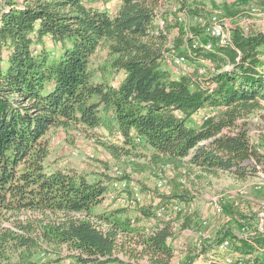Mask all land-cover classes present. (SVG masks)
I'll use <instances>...</instances> for the list:
<instances>
[{
	"label": "trees",
	"instance_id": "1",
	"mask_svg": "<svg viewBox=\"0 0 264 264\" xmlns=\"http://www.w3.org/2000/svg\"><path fill=\"white\" fill-rule=\"evenodd\" d=\"M109 2L2 1L0 252L4 245L25 249L19 264H49L32 261L39 251L59 254L56 262L68 253L76 264H171L173 258L169 241L176 234L170 224L150 234L139 226L153 216L151 206L135 210L134 218L124 209L94 212L108 178L90 180L74 169L46 165L52 128L92 137L106 117L109 132L123 138L119 144H103L113 159L121 161L142 147L149 151L147 162L135 164L139 173L188 166L245 182L254 175L249 161L261 157L249 143L245 122L238 121L264 107V35L247 36L235 27L232 46L213 41L207 51L194 45L202 35L203 42L209 40L196 22L187 29L177 18L168 19L176 0H120L114 11L106 9ZM179 6L185 16L207 17L202 4L190 6L185 0ZM172 31L177 36L171 40ZM46 40L56 47L57 57H50ZM102 45L111 70L124 75L117 86L106 72L97 80L90 72V59ZM173 51L189 62H210L214 74L202 81L172 77L164 62ZM200 111L215 115L191 126ZM12 219L17 231L2 227ZM191 223L184 220L181 228ZM228 237L229 232L215 243ZM261 249L264 235L234 247L243 256L255 253L253 260L264 264ZM212 251L204 247L197 255L201 264L211 263Z\"/></svg>",
	"mask_w": 264,
	"mask_h": 264
},
{
	"label": "rangeland",
	"instance_id": "2",
	"mask_svg": "<svg viewBox=\"0 0 264 264\" xmlns=\"http://www.w3.org/2000/svg\"><path fill=\"white\" fill-rule=\"evenodd\" d=\"M187 3L190 6L202 4L205 10L204 14H207L206 16H209V14L212 13L218 14L221 19L225 20L228 29L240 27L242 20L246 19L249 22V31L247 36L256 34L264 35V0H187ZM107 6H109L107 10L112 11V9L116 6V0H110ZM251 7H256L258 12L254 15H250ZM184 23L187 29L190 28V26L194 25L193 18L185 16ZM175 36H177V32L172 31L170 39L172 40ZM203 39H205V36L202 35L199 38V41L203 43ZM45 46L51 58L57 57L58 54L56 47L53 46L51 41H46ZM180 51H182V49L176 50L177 53ZM200 61L201 60L197 61V63L190 62L192 65L190 75L196 80V68ZM90 72L95 80L101 79L104 72H106L107 79L110 82L113 76L115 77V75H117L111 70L108 52L104 45H102L100 49L91 57ZM205 115L209 118L214 116L215 112L200 111L196 116H194L189 124L195 127L202 125L204 122L203 116ZM243 120H239L238 124L245 122L248 132H260L264 130V107ZM110 126H112L111 123H109L106 117H104L103 125L97 129V133L92 135L94 140L93 142L90 141L91 137L81 131L74 129L64 130L63 128H52L49 131L48 136L50 140H59L60 144L56 146L50 144V154L45 162L46 165L61 169H74L80 173H84L86 176H95V178L105 176V178H108L109 180L111 179L112 171L115 168L123 170L127 166H131L132 172L128 173L126 178L129 181H133L134 184L138 186L139 191L143 196L149 197L146 205L150 206L152 198L159 200L163 204H168L171 201L178 202L182 204V206L188 207L191 212L190 215H181L177 218L183 221L191 220L194 222V226L199 225L204 219L207 220V222H212L213 226L211 230L214 235L217 233L216 240L229 232L228 238H231L234 243V247L240 246L242 240H240L239 237L242 235L243 228L241 223L234 221L235 219H231L232 217L238 216V211H236L232 205L226 204L224 205L225 212L223 215H210L209 199L218 197L224 192L233 191L245 183L249 185L260 183L257 178L250 177L245 182H239L223 173H218L216 176H210L203 174L198 169H192L188 166L180 171L172 167V169L167 173L169 178V188L160 192L155 191L153 186L159 170L154 168L153 170H146L139 173L135 169V164H144V162H147L149 151L142 147L135 154L133 153L132 156L124 157L121 161H116L103 147V144H118L117 142L113 143L116 136L109 132ZM258 138L264 152V134H260ZM105 139H109L110 141ZM89 155H93V158H90ZM181 171H185L184 183H181ZM249 194L252 199L264 197V185L258 193L253 194L252 191H249ZM250 200L251 199L248 198L244 202V211H246ZM118 207L119 206H117V208H112L107 205H101L95 207L93 211L100 212L103 210V212H112L123 209ZM133 212L135 213V211ZM131 217L134 218L133 213H131ZM226 217L229 218V222H226ZM19 220L25 223L26 215H21ZM15 223L14 219H12L9 222H4L2 227L17 231V228L14 225ZM175 246H177V244H175ZM50 249L51 248L48 250ZM186 250H188V253L191 254L189 258L191 262L197 259L195 248L192 245L188 243L186 245ZM24 252L25 249L16 250L14 246L8 248L4 245L0 252V264H19L21 260L20 256H22ZM43 252L44 251H39L35 254L32 261L45 262L41 258V254ZM118 256L123 259L124 262L128 260L121 254H118ZM53 257L58 258L60 255L55 254ZM54 260L56 259L48 258L46 262L51 264L52 262H56ZM132 263L135 264L133 261ZM138 264H143V261H139Z\"/></svg>",
	"mask_w": 264,
	"mask_h": 264
},
{
	"label": "built area",
	"instance_id": "3",
	"mask_svg": "<svg viewBox=\"0 0 264 264\" xmlns=\"http://www.w3.org/2000/svg\"><path fill=\"white\" fill-rule=\"evenodd\" d=\"M177 5H172L171 7V18H177L180 23H184L185 21V12L180 11V4L185 0H176ZM258 12L256 7L250 8V15H254ZM173 16V17H172ZM193 21L196 22L200 27H202L204 34L209 38L207 42L199 43V41H195V46H201L207 51H211L213 48V41L217 46H232V32L235 29L227 28V24L225 20L221 19L220 16L216 13L209 14V16L204 17L202 15H198L193 17ZM249 22L246 19H243L240 23V28L242 32L247 35L249 31ZM158 26L161 30L165 28V20L163 18L158 19ZM164 67L166 70L174 78H179L180 76H191V67L189 60L184 55H178L174 51L167 55ZM214 69L210 62L201 60L198 63L196 68L197 79L199 81L207 80L212 77L214 74ZM122 75V76H121ZM123 74H117L115 77L113 76L111 83L114 86H117L121 80L123 79ZM207 116H203V120L205 121ZM97 133V129L91 131V136ZM260 134H264V130L262 131H254L248 132L249 143L254 150L261 155L258 159H251L249 161V165L254 170V175L252 177L257 178L260 183H256L254 185H249L247 183L242 184L240 187L236 188L233 191H227L222 193L220 196L209 199L210 212L212 215H223L225 212L226 204L232 205L236 211H238V216L236 221L241 223L242 226V235L240 240H244L246 242H253L254 238L259 235H264V197L259 199L250 198L249 191H252L253 194L258 193L263 188L264 183V152L261 148V143L259 141L258 136ZM93 137V136H92ZM91 137V142H93V138ZM123 140L122 136H117V143H121ZM49 144L56 146L60 144L59 140H50ZM50 145V148H51ZM90 158H93V155H89ZM172 169V166L165 165L163 166L157 173V178L154 182L153 189L155 191H162L169 188V178L167 173ZM132 172L131 166H127L123 170L119 168H115L112 171L111 179L108 183L107 189L103 194L102 203H106L109 207L112 208H123L128 211H135L138 208L144 205V196L139 191L137 185L134 184L133 181H129L126 176L128 173ZM182 180L181 183L185 182V171H181ZM251 199L246 211L243 210V204L247 199ZM153 212V216L151 218H145L141 226L146 234H150L155 231L158 226H161L164 223H168L173 227L175 234L178 230L182 229L181 225L183 224V220L177 218L181 215H190V209L188 207L182 206V204L178 202L171 201L168 204H163L160 201L152 202L150 204ZM227 218L226 222H229V218ZM207 220H202L201 228L196 230L194 233L193 239V247L195 248V254L199 255L207 241L211 240V236L206 233L205 227L207 226ZM171 241V240H170ZM169 241V242H170ZM240 242V241H239ZM178 246V245H177ZM234 243L231 238H225L219 243H216V251L222 256L217 257L211 261L212 264H263L257 263L253 260L255 255H247L243 256L239 253H233ZM173 257L177 254L182 253V246L173 248ZM260 252L264 253V249H261ZM257 254V253H256ZM50 257L49 254H41V258L43 261H46ZM62 260L66 264H71L73 261L68 253H64L62 255ZM173 259V258H172ZM210 263V264H211ZM51 264H57V262H52Z\"/></svg>",
	"mask_w": 264,
	"mask_h": 264
},
{
	"label": "crops",
	"instance_id": "4",
	"mask_svg": "<svg viewBox=\"0 0 264 264\" xmlns=\"http://www.w3.org/2000/svg\"><path fill=\"white\" fill-rule=\"evenodd\" d=\"M2 1L3 0H0V7L2 6ZM120 3V0H116V6H115V8L114 9H112V11H114V10H116V7H117V5ZM109 8V6H106V9H108ZM46 41H49V40H46ZM122 76V75H121ZM203 112H205V111H203ZM199 113V112H198ZM197 113V114H198ZM196 114V115H197ZM195 115V116H196ZM194 118V116L190 119V121H192V119ZM105 140H107V141H110L109 139H105ZM114 142H117L116 141V137L114 138V140H113V143ZM116 144V143H115ZM84 174V173H83ZM85 175V174H84ZM87 177L90 179V180H95L96 178H95V176L94 177H91L90 175H87ZM144 198H145V200H144V205H146L147 203H148V199H149V197L148 196H144ZM159 200H155L154 198H152L151 199V203L152 202H158ZM150 203V202H149ZM150 203V204H151ZM101 205H107L106 203H102ZM100 205V206H101ZM108 206V205H107ZM103 211V210H102ZM101 212V211H100ZM129 213V215H130V217H131V213H133L134 215H135V213L133 212V211H129L128 212ZM210 215H212L211 214V212L209 213ZM132 218V217H131ZM143 221V220H142ZM142 221L141 222H139V226H141V223H142ZM194 224V222H192L191 223V225L190 226H188V227H185V228H182V229H180V230H178L177 232H176V235H175V237H174V239H172L170 242H169V244H170V246L172 247V248H176V247H178V246H182V248H183V251H182V253H180V254H177L176 256H175V253H174V257H173V259H172V261H171V264H201V261H200V259L199 258H197V259H195L194 261H192L191 262V260L189 259L190 258V255L191 254H189L188 253V250H186V245L189 243L190 245H192L193 246V239H194V233H195V231L196 230H198V229H200L201 228V222H200V224L199 225H197V226H194L193 225ZM212 226H213V223L212 222H208V224H207V226L205 227V231H206V233L207 234H209L210 236H211V240L210 241H207V245H205V248L207 249H209V248H213V256H211L210 257V259L208 260V262H211L213 259H216L217 257H222L217 251H216V243H215V240H216V234L217 233H215V235L213 234V231L211 230V228H212ZM175 244H177L178 246H175ZM174 250V249H173ZM233 253H237V252H235V250H234V248H233V251H232ZM208 254H209V252H207V256H208ZM49 258H51V259H57V258H54L53 256H50ZM63 258H62V256H61V260H59L58 262H57V264H66L65 262H63V260H62ZM47 261V260H46ZM45 261V262H46ZM71 264H76L74 261H72L71 262Z\"/></svg>",
	"mask_w": 264,
	"mask_h": 264
}]
</instances>
